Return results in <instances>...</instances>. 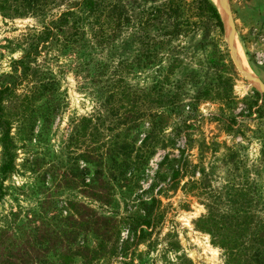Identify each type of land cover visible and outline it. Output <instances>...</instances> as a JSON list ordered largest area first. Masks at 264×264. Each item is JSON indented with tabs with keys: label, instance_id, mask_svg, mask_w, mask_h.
<instances>
[{
	"label": "rangeland",
	"instance_id": "obj_1",
	"mask_svg": "<svg viewBox=\"0 0 264 264\" xmlns=\"http://www.w3.org/2000/svg\"><path fill=\"white\" fill-rule=\"evenodd\" d=\"M227 9L239 67L228 44L224 20L222 35L201 29L182 38L176 52L182 63L173 74L167 73L171 56L165 54L146 70L125 75L129 85L148 93L142 112L156 110L162 121L154 127L151 119L145 118L127 137L137 149L148 136L153 151L144 158L131 154L123 175L112 181V202L106 207L82 194L83 179L89 182L95 166L79 156L86 146L96 144L88 136L92 125L103 124L106 137L120 140L125 137L122 126H113L110 119L96 120L100 93L94 90L98 83L94 85L67 68L59 73L53 65L60 109L45 127L38 121L28 138L18 134L17 126L12 129L15 161L2 185L0 230L15 234L21 244L25 232L38 230L41 234L46 229L58 232L66 228L60 220L73 214L69 204H84L114 218L119 226L117 254L93 264H231L217 237L198 227V220L207 214L206 205L226 213L232 200L243 194L247 197L241 202L253 198L256 203L255 228L263 236L256 258L252 260L249 252L241 251L237 264H264V117L258 118L256 113L257 107L264 109V0H227ZM38 26L33 18L4 21L0 16V72H7L10 59L19 56L4 49L6 40L17 38L26 27ZM129 38L123 34L112 58L108 59V51H102L98 60L130 62L136 51L129 46ZM154 81L161 82L160 88L153 89ZM203 85L209 88L210 97L204 99L207 93L195 101L200 90L206 92ZM220 86L228 100L215 98V89ZM85 119H91L92 125L83 136ZM253 192L256 197H252ZM152 198L161 203L154 209L159 217L150 229L143 227L146 235L139 236V229L135 233L129 227L137 229L136 221L143 216L141 202ZM97 243L89 233H81L76 241V245L89 248ZM45 260L41 264H62L52 250ZM65 264H82V259L73 258Z\"/></svg>",
	"mask_w": 264,
	"mask_h": 264
},
{
	"label": "trees",
	"instance_id": "obj_2",
	"mask_svg": "<svg viewBox=\"0 0 264 264\" xmlns=\"http://www.w3.org/2000/svg\"><path fill=\"white\" fill-rule=\"evenodd\" d=\"M0 16L4 21L33 18L39 24L26 27L17 38L6 40L4 46L7 52H18L19 56L10 59L7 72H0V197L3 181L14 169V126L18 134L28 138L38 121L45 127L60 109L59 84L52 69L57 65L59 73L67 68L83 75L85 80L90 79L94 85L98 83L94 90L100 93L96 120L110 119L113 126H122L123 140L106 137L107 128L100 123L92 125L91 119L83 120L81 126L85 136L92 125L88 136L96 143L86 146L79 156L86 164L95 166L89 182L83 179L82 194L105 207L112 202V181H118V175H123L131 154L135 152L136 157L144 158L153 151L148 136L137 149L127 137L145 118H150L154 127L162 121L156 110L142 112L141 104L148 93L129 85L125 75L146 70L165 54L171 56L167 73L173 74L182 63L176 54L182 38H189L201 29L211 35L224 32L220 11L211 0H0ZM125 33L130 35L129 46L136 51L132 60L111 63L98 60V52L102 51H108L111 59L117 41ZM221 79L218 78V83ZM153 85V89L160 88L161 82L154 81ZM202 88L206 92L203 94L200 90L195 101L207 93L204 99L210 97L209 88L204 85ZM223 88L215 89L216 99H229L223 94ZM255 95L260 98L257 92ZM176 106L180 107L178 103ZM103 112L105 116L101 115ZM256 113L258 118L264 117L263 107H257ZM231 125L228 124L232 129ZM246 197L238 194L226 213L206 205L207 214L198 220V227L217 237L225 259L231 264H237V254L241 251L249 252L254 260L263 236L255 228L256 203L253 198H247V203L241 202ZM157 204L161 203L156 198L141 202L143 216L136 221L137 229L129 228L135 233L139 229V236L146 235L143 227L150 229L159 217L154 213ZM69 206L73 214L60 220L66 228L58 232L47 229L41 234L38 230L25 232L26 237L20 244L15 234L0 230V264H41L51 250L58 253L62 264L73 258H81L82 264H93L115 256L118 222L84 204L70 203ZM81 233L92 234L98 240L97 245L94 248L76 245Z\"/></svg>",
	"mask_w": 264,
	"mask_h": 264
},
{
	"label": "water",
	"instance_id": "obj_3",
	"mask_svg": "<svg viewBox=\"0 0 264 264\" xmlns=\"http://www.w3.org/2000/svg\"><path fill=\"white\" fill-rule=\"evenodd\" d=\"M221 7L224 9V14L228 17V9H227V0H221ZM221 20H222V23H223V27H224V18L221 17ZM228 41H229V47L231 49V52H232V56L234 57V61L236 63V65L239 67L240 65V62H239V58L236 54V51H235V48H234V44L232 43V34H231V31H230V34H229V37H228ZM249 82L253 83L252 80H248ZM262 88V87H261Z\"/></svg>",
	"mask_w": 264,
	"mask_h": 264
},
{
	"label": "bare ground",
	"instance_id": "obj_4",
	"mask_svg": "<svg viewBox=\"0 0 264 264\" xmlns=\"http://www.w3.org/2000/svg\"><path fill=\"white\" fill-rule=\"evenodd\" d=\"M212 1L217 5V7L219 8L220 12L224 11V9L221 7V0H212ZM222 15H223L224 20L226 22V27H227V30H228V34H230L229 26H228V23H229L228 17L224 13ZM232 43H233V37H232Z\"/></svg>",
	"mask_w": 264,
	"mask_h": 264
}]
</instances>
